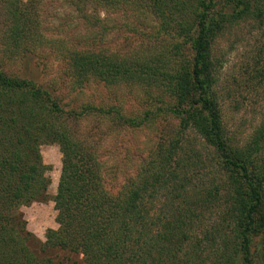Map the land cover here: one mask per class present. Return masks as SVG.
<instances>
[{
  "label": "trees",
  "instance_id": "trees-1",
  "mask_svg": "<svg viewBox=\"0 0 264 264\" xmlns=\"http://www.w3.org/2000/svg\"><path fill=\"white\" fill-rule=\"evenodd\" d=\"M122 1L78 3L107 8ZM150 1L163 30L172 24L191 41L190 66L159 75L164 89L188 103L176 112L180 121L173 138L115 194L106 189L93 149L78 138L73 123L94 113L116 115L132 126L144 119L125 118L115 107L64 110L34 81L0 70V264H61L50 254L57 250L82 256L84 264H264V124L243 144L229 137L212 52L239 22L262 27L264 0H225L220 7L216 0ZM20 11L19 35L32 37L35 20L27 22ZM256 53L264 79V45ZM74 59L79 73L92 72L106 83L158 77L100 55ZM188 133L200 141L203 153L186 143ZM52 144L62 156L54 197L58 230L47 234L36 254L20 211L47 198L48 167L40 148ZM253 233L263 237L255 249Z\"/></svg>",
  "mask_w": 264,
  "mask_h": 264
},
{
  "label": "rangeland",
  "instance_id": "rangeland-1",
  "mask_svg": "<svg viewBox=\"0 0 264 264\" xmlns=\"http://www.w3.org/2000/svg\"><path fill=\"white\" fill-rule=\"evenodd\" d=\"M224 1L216 0L217 7ZM19 10L27 22L35 20L32 37L19 35ZM161 26L150 0H124L118 7L107 8L99 3L82 5L78 0H0V70L5 75L34 81L64 110L115 107L125 118L144 119L140 126H132L123 124L116 115L94 113L73 123L78 138L93 149L111 194L133 180L159 145L173 138L180 121L176 112L187 108L188 100L182 101L164 89L159 75L190 66L191 41L182 39L174 25L165 26L167 30ZM263 45L264 25L242 21L228 29L213 47L222 123L237 143L246 142L264 124V79L255 60L257 49ZM83 55H100L125 69L131 66L139 74L141 70L155 72L157 81L145 75L150 80L106 83L92 72L83 75L74 61ZM185 140L203 153L193 133ZM40 152L48 167L47 198L20 211L25 230L31 235L30 248L36 254L47 234L58 230L54 197L62 158L54 144L41 146ZM261 212L264 214V187ZM262 238L252 234V249L262 243ZM50 254L53 262L84 264L80 255L59 250Z\"/></svg>",
  "mask_w": 264,
  "mask_h": 264
}]
</instances>
